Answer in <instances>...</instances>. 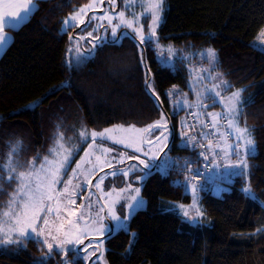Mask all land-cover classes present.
Masks as SVG:
<instances>
[{
  "label": "trees",
  "instance_id": "1",
  "mask_svg": "<svg viewBox=\"0 0 264 264\" xmlns=\"http://www.w3.org/2000/svg\"><path fill=\"white\" fill-rule=\"evenodd\" d=\"M87 2L36 0L27 22L9 29L12 40L0 57V163L8 150L6 142L17 138L26 146L21 160L38 150L45 154L60 121L66 126L61 131L70 135L81 121L100 129L116 123L145 126L159 117L132 40L104 42L81 66L69 65L71 41L69 32L62 30V20ZM262 25L264 0H164L160 40L193 50L214 48L217 70L232 85L227 91L243 88L242 96L251 97L243 106L240 124L246 121L256 153L247 157L251 165L247 178L231 175L220 180L211 169V179L202 182L200 191L205 218L195 225L173 211L174 203L188 204L192 199L179 185L183 173L147 174L141 189L146 207L132 216L129 231L104 239L108 264H264V233L248 235L264 226V52L252 44ZM144 56L170 121L169 152L191 158L200 168V149L177 145L179 114L171 112L166 95L173 84L187 89L188 71L179 62L174 67L161 65L152 46L145 48ZM247 182L256 199L242 191ZM13 186V182L3 185L0 208ZM132 232L137 235L129 248ZM44 252L36 239L19 247L10 244L0 247V264H34ZM61 259L54 251L43 264H59ZM75 264L85 261L81 257Z\"/></svg>",
  "mask_w": 264,
  "mask_h": 264
},
{
  "label": "snow or ice",
  "instance_id": "2",
  "mask_svg": "<svg viewBox=\"0 0 264 264\" xmlns=\"http://www.w3.org/2000/svg\"><path fill=\"white\" fill-rule=\"evenodd\" d=\"M34 7V0H15L6 6L5 0H0V44H4L7 39L3 31L5 26L16 28L27 22ZM136 7L140 8L139 12L135 11ZM97 8L103 9L102 14L92 11ZM163 11L164 0H122L119 5L118 0H88L63 18L61 26L64 29L80 25L87 29L83 35L77 31L79 39L74 50L69 45V65L85 62L95 51L97 41L120 42L127 38L135 43L140 52V63L145 67V87L160 108L159 117L143 127L120 124L100 131L89 130L81 121L79 142L88 143L89 139L91 142L84 148L75 166L71 165V161L78 151V145L69 146L73 137L61 131L66 127L62 121L56 125L53 144L46 155L41 156L38 150L34 156L21 162L20 154L26 150L23 140L17 138L7 141L8 150L4 161L0 163V192L4 191L5 183H16L8 193V200L3 202L4 207L0 208V244H16L19 247L26 240L36 239L41 242V251H47L34 264H43L44 259L50 258L54 251L61 253L65 264H75L81 257L85 264H95V261L90 260L94 253L87 237L127 231L133 212L145 206V200L140 195L141 188L134 186L133 182L105 193L102 184L106 177L122 175L126 181L133 177L134 181H143L152 170L165 175L172 170L178 176L183 173L184 179L179 181V185L191 192L192 203L179 204L180 214L189 223H203L205 211L198 203L199 193L204 189L200 169L193 166L191 158L172 157L166 151L172 134L170 121L144 56L145 48L154 46L160 50L162 64L174 67L173 57L180 50L168 46L167 56H164V46L159 43L157 30L163 21ZM144 20H147L146 25ZM85 36L90 37L85 41L90 45L86 50L79 46V41L84 40ZM258 37H264V25L260 27ZM69 39H73L72 33H69ZM199 55L208 60V65L196 75H193L194 69L189 68L187 84L195 98L189 99V93L183 92L177 84L171 85L166 91L172 113L185 111V116L179 122L181 144L193 150L197 147L200 149L198 159L202 158L205 169H223L221 175L235 174L247 178L251 167L247 157L256 153V143L246 121L243 127L240 125V115L243 106L251 102V97L242 96L243 88L235 89L225 96L224 93L232 85L222 72L212 71L217 67L216 50L208 47ZM184 58L187 59V56ZM205 80L211 83H204ZM209 99L212 103L206 104L205 101ZM217 102L222 105L221 111H207ZM189 120L192 122L189 123ZM233 136L235 141L231 139ZM108 140L132 148L138 154L131 156L120 151L114 155V149L105 146ZM233 156L236 159H232ZM69 167L72 168L70 173ZM137 169L142 175L135 174ZM65 174L67 179L64 178ZM85 187L89 189L87 195H80ZM93 187L101 193L95 199ZM242 191L247 197L256 199L250 182L245 184ZM78 196L81 204H77ZM124 201L127 202V212L120 215L116 206ZM53 212L59 223L50 221ZM62 213L66 215L62 216ZM109 220L111 224L106 223ZM261 233H264V226L248 235ZM136 235L135 232L130 234L129 248ZM102 245L103 240L99 241L97 259L104 255ZM69 252L74 253L71 261L68 260Z\"/></svg>",
  "mask_w": 264,
  "mask_h": 264
},
{
  "label": "rangeland",
  "instance_id": "3",
  "mask_svg": "<svg viewBox=\"0 0 264 264\" xmlns=\"http://www.w3.org/2000/svg\"><path fill=\"white\" fill-rule=\"evenodd\" d=\"M11 2H15V0H12ZM120 2L122 3V0H119L118 5L120 4ZM7 3H10V0H5V6H6ZM34 4H35V7H36V0H34ZM35 7L33 8V10L35 9ZM94 10H98V11H99V10H101V8L93 9L92 11H94ZM135 11L139 12V11H140V8H139V7H136ZM32 12H33V11H32ZM98 14H102V13H98ZM162 15H163V13H162ZM148 19H150V17H148ZM143 22L145 23V25L147 24V20H144ZM18 27H19V26H18ZM18 27H16V28H18ZM11 28H13V27H12V26H5V28L3 29L4 33L6 34L7 39H6V42H5L4 44H0V57H1V55L3 54L4 50L6 49V47L9 45V43H10L11 40H12V34H11L10 30H9V29H11ZM14 29H15V28H14ZM67 29H68V28H67ZM67 29L62 28L63 31H64V30H67ZM157 32H158V30H157ZM158 36H159V34H158ZM100 43H101V42H100ZM159 43H160L162 46H164V47H163V50H162L164 56H167V49H168V46H172L173 48H175V49H177V50H180V51L178 52V54H177L175 57H173V62H174V65L177 64L178 62H179V63H182V64L186 67V69H187V71H188V74H189V68H190V67L194 69V71H193V75H196V73L199 72V70H200L202 67H206V66L208 65V60H207L206 58L202 59L201 56L199 55V53H200L202 50L207 49V48H203V49H200V50H193V49H191V48H190L189 46H187V45H175V44H173V43L170 42V41H162V40H159ZM252 44H253V46H254L255 48H257V49H259V50H262V51L264 52V37H258V33H257L255 39L253 40ZM152 47H153V49H154L156 59L159 61V63H160L161 65H163L162 62H161V55L159 54L160 50H157L154 46H152ZM90 56H91V55H90ZM90 56H88V57H90ZM185 56H187V59L184 58ZM83 63H84V62H83ZM83 63H81V64H79V65H76V66H81ZM74 65H75V64H74ZM212 71H213V72L218 71V70H217V67H216V68H213ZM219 72H220V71H219ZM201 74H203V73H201ZM224 78H225V76H224ZM225 79H226V78H225ZM188 80H189V77H188ZM204 83H211V81H210V80H205ZM180 89H181V88H180ZM181 90H182L183 92H188V93H189V99H194V98H195V97L193 96V94L191 93V91H190V89H189V87H188V84H187V89H181ZM230 92H232V91H226V92L224 93V95L226 96V95H228V93H230ZM209 100H210V101H208V100L205 101V103H206V104H209V102H211V99H209ZM216 104H218V105L220 106V108L217 110V112L221 111V110H222V105H221L220 103H218V102H217ZM169 105H170V104H169ZM170 108H171V112H172V106H171V105H170ZM207 111H210V108H207ZM176 113L179 114V118H178V124H179V125H178V136H179V141H178V144H177V145H178L179 147H184V146L181 144V137H180V135H179V132L181 131L180 123H179V122H180L181 118L185 116V111H184V110H180V111H177ZM120 124H123V125L127 126L128 124H132V123H125V124H124V123H116V124H113V125H120ZM135 125H136L137 127H143V126H141V125H137V124H135ZM111 126H112V125H110V126H108V127H111ZM87 128H88L89 130H91V129H95V130H97V131H100V130L104 129V128H100V129H98V128H89V127H87ZM105 128H106V127H105ZM79 129H80V127H77V128L74 130V132H73L72 134H70V135H66V136H71V137H73V139H72V141H71V144H70L69 146H71V145H78V151L76 152L74 158H73L72 161H71V165H72V166H75L76 160H78V159L80 158V156H81V155L83 154V152H84V148H86V147L88 146V143L91 142V139H89L88 143L80 144V142H79V137H78ZM156 135H159V133H156ZM171 137H172V134L169 136V148H167L166 151H168V154H169L170 156H172V157H181V156H178V155L174 156V155H172V154L169 152V149H170V147H171V146H170ZM231 139H232V141L235 140V136H233ZM52 144H53V142H52ZM52 144H51L50 146H52ZM50 146H49V148H50ZM105 146L110 147V148H113V149H114V155H118L120 151H124V152L128 153V154L131 155V156H135V155L138 154V153H136V151H135L134 149L129 148V147H126L125 145H122V144H116L114 141H111V140L106 141V142H105ZM49 148H48V149H49ZM196 152H197V151H196ZM46 154H48V151H47L45 154H43V155H46ZM43 155H42V156H43ZM197 156H198V154H197ZM19 159H20V158H19ZM20 161H21V162H24V161L21 160V159H20ZM25 161H26V160H25ZM37 163H39V161H37ZM128 163H133V161H128ZM135 163H138V161H135ZM141 167H143V166H141ZM71 170H72V168L69 167V168H68V173H70ZM103 171L106 172L107 169H103ZM223 171H224L223 169H219V174H218V176L220 175V177L216 176V177L220 178V180H222V179L224 180L225 178L227 179V176L221 175V173H223ZM135 174H136V175H142V173L140 172L139 169L136 170V173H135ZM98 175H99V173H98ZM64 178L67 179V174H65ZM146 178H147V175H145V178H144L143 181H134V177L131 178L130 181H126L125 178H124L122 175H117V176H115V177H111V176H109V177H106L105 181H104L103 184H102V187L104 188V192L107 193L109 189H113V188H123V187L125 186V183H127V182H133V183H134V186H136V187H140V188L142 189V186H143L144 181H145ZM94 180H95V177L93 178V181H94ZM207 180H209V179H207ZM13 183H14V186H13V188H14L16 182L13 181ZM214 183H215V182H214ZM61 186H62V185H61ZM216 189H217V193L220 194V192H221L220 189H218V187H216ZM88 191H89L88 187H85V188L83 189V191L80 193V195L86 196L87 193H88ZM92 191H93V193H94V199H95V197H99V196L101 195V193L99 192V190L95 189L94 187L92 188ZM184 191L187 192V193H190V195H191V192H190V191H186L185 188H184ZM140 195L142 196L141 192H140ZM142 197H143V196H142ZM191 197H192V195H191ZM199 197H200V193H199ZM143 198H144V197H143ZM7 200H8V199H7ZM7 200H6V201H7ZM144 200H145V198H144ZM102 202H103V201H101V203H102ZM85 203H86V201H85ZM126 203H127V202L124 201V202H122V203L117 204V206H116V208H117V212H118L120 215H124V214H126V212H127V209H126V207H125V204H126ZM191 203H192V199H191V202H190V203H188V204H184V205H190ZM198 203H199V205H200V207H201L200 198H199ZM77 204H81V200L79 199V196L77 197ZM179 204H183V203H180V202H176V203H174V205H173V211H175L177 214H179V215L181 216V214H180V210H179V208H178V205H179ZM145 207H146V200H145V206H144L143 208H145ZM143 208H142V209H143ZM201 208H202V207H201ZM139 210H140V209H139ZM136 211H138V210H135V211L133 212V214H132L131 217H130V220H131L132 216L136 213ZM61 215L64 216V215H66V214L62 213ZM181 217H182V216H181ZM49 219H50V221H53L54 223H59V220L57 219L55 212H53V214L49 217ZM182 219H183V218H182ZM130 220L128 221V230H127V231H129V223H130ZM183 220H184V219H183ZM41 222H42V221H41ZM106 223L111 224V221H110V220H109V221H106ZM191 224H192V223H191ZM193 225H195V224H193ZM117 232H118V231H117ZM114 233H116V232H114ZM106 234H108V233H106ZM106 234H105V235H106ZM99 237H102V236L94 235V236L87 237V239H89V238H93V239H94V240L92 239V242H90L91 245L93 244V246H92V247L90 246V247L92 248L94 254L97 252V248L99 249V247H100V246H99V241H101V240H97V238H99ZM24 244H25V241L23 242L22 245H24ZM3 246H7V245L0 244V247H3ZM102 248H103V250H104V255H103V257L97 259V257H99V253H98L96 256L93 255L92 257H90V258H93V261H95V264H105V262H107V258H106V250H107V247H106V243H105L104 240H103ZM57 252L60 253L59 251H57ZM70 253H71V252L68 253V260H69V261H71V260L73 259V256H74V253H72L71 256H69ZM60 255H61V253H60ZM61 256H62V255H61ZM75 262H76V261H75ZM59 264H65V261H64L63 257H62L61 261L59 262ZM107 264H108V262H107Z\"/></svg>",
  "mask_w": 264,
  "mask_h": 264
},
{
  "label": "flooded vegetation",
  "instance_id": "4",
  "mask_svg": "<svg viewBox=\"0 0 264 264\" xmlns=\"http://www.w3.org/2000/svg\"><path fill=\"white\" fill-rule=\"evenodd\" d=\"M120 3H121V2H120ZM105 7H106V5H105ZM101 9H102V8H101ZM94 11H96L97 13H102L100 10H99V11H98V10H94ZM78 30H79V32H80V35H83L84 32L87 31V29H85L83 25H80V26H78V27H69V28L67 29V31H68L69 33H72V34H73V39L71 40V46H72L73 50L75 49L76 44H77V40L79 39V37L76 35V33H77ZM109 34H110V33H109ZM88 39H90V37L85 36L84 40H80V41H79V46H80L81 49L86 50L87 48L90 47V45H88V44L85 42V41L88 40ZM108 42H112V41H108ZM103 43H104V42H103ZM103 43H102V42L100 43L99 41H97V42H96V44H97L96 48H97L98 46H100L101 44H103ZM96 48H95V49H96ZM92 53H93V52H92ZM90 246L92 247L93 244H92V245L90 244Z\"/></svg>",
  "mask_w": 264,
  "mask_h": 264
},
{
  "label": "built area",
  "instance_id": "5",
  "mask_svg": "<svg viewBox=\"0 0 264 264\" xmlns=\"http://www.w3.org/2000/svg\"><path fill=\"white\" fill-rule=\"evenodd\" d=\"M192 121L189 120V123H191ZM210 163V161H208ZM200 169V174H201V182H207L209 181L211 178V169H205L204 168V162L202 163L201 167L199 168ZM209 179V180H207ZM219 183L216 182L215 183V186H217Z\"/></svg>",
  "mask_w": 264,
  "mask_h": 264
},
{
  "label": "crops",
  "instance_id": "6",
  "mask_svg": "<svg viewBox=\"0 0 264 264\" xmlns=\"http://www.w3.org/2000/svg\"><path fill=\"white\" fill-rule=\"evenodd\" d=\"M12 0H10V2H11ZM208 101H210V100H208ZM212 103V101L211 102H209V104H211ZM210 108V111L209 112H217V110L220 108V106L218 105V104H214L212 107H209ZM241 125V124H240ZM242 126V125H241ZM243 127V126H242ZM233 141H235V140H233ZM232 159H236V157L235 156H233L232 157ZM215 171H214V174L216 175V176H218V174H219V171H218V169H214ZM233 175H235V174H233ZM228 177V176H227ZM181 178H184V176L183 177H181Z\"/></svg>",
  "mask_w": 264,
  "mask_h": 264
},
{
  "label": "water",
  "instance_id": "7",
  "mask_svg": "<svg viewBox=\"0 0 264 264\" xmlns=\"http://www.w3.org/2000/svg\"><path fill=\"white\" fill-rule=\"evenodd\" d=\"M118 3H119V0H118ZM101 12L103 11V9L100 10ZM153 171V170H152ZM151 171V172H152ZM111 234L113 233H108L106 234L105 236H102V237H99L97 238V240H104L105 238L109 237ZM89 241V239H87ZM99 253V249L97 248V252L94 254V256H96L97 254ZM93 258H90V260H92Z\"/></svg>",
  "mask_w": 264,
  "mask_h": 264
}]
</instances>
